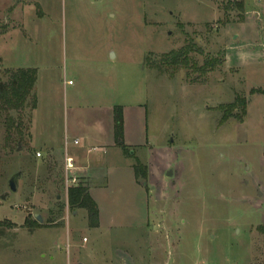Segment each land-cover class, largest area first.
Segmentation results:
<instances>
[{
  "label": "rangeland",
  "instance_id": "374dc122",
  "mask_svg": "<svg viewBox=\"0 0 264 264\" xmlns=\"http://www.w3.org/2000/svg\"><path fill=\"white\" fill-rule=\"evenodd\" d=\"M12 4L0 18V82L35 68L37 104L9 112L21 131L9 147L0 111V264H264V0H42L31 41L5 42ZM190 43L197 66L221 62L204 75L162 65ZM92 64L94 90L125 107V140L136 144L119 162L109 150L108 166L154 170L135 188L110 171L97 229L67 205L64 182L66 128L73 104L87 121ZM237 97L242 120L222 121Z\"/></svg>",
  "mask_w": 264,
  "mask_h": 264
},
{
  "label": "crops",
  "instance_id": "0c3cea01",
  "mask_svg": "<svg viewBox=\"0 0 264 264\" xmlns=\"http://www.w3.org/2000/svg\"><path fill=\"white\" fill-rule=\"evenodd\" d=\"M7 1L16 3L14 7H12L13 4L10 5L12 8L8 12V15L10 20H13L15 23H17V26L15 28L11 26L8 31L2 34V37H4L3 40L8 42L12 41L14 38H21L23 40L27 39L31 41L30 36H28V29L30 30L31 26L41 20L43 16V13L38 14L36 10L31 8H33L38 3H41L42 0ZM3 2H6V0H0V18H4L6 16V14L3 12ZM98 17V12H92V18L97 19ZM24 33L28 35L24 36ZM94 70H96V66L92 64V106L89 111L85 113L87 118H84V120L87 119V121L84 124L78 123L77 116L81 114V111L84 109L76 106L77 104H73L71 108V121L67 124L66 128V132L71 134L73 147L71 152L69 154L65 152V155L71 156L73 158L75 169L72 171V173L77 176L78 183L82 182L86 186L88 194L97 206L99 213L98 226L95 227L97 229L101 224L102 215L99 193L105 191L107 186H109L108 174L110 171L115 170L118 172L117 175L119 176V179L123 176L122 173H124L126 178L128 177V180L132 182L133 188L138 187V180L134 175L133 164L128 160H125V166H122L121 163L116 164L117 162H113L108 166L109 160L107 155L109 150H116V153L113 156L117 157L118 162L120 161L119 156L122 157V155H125L121 146L118 145L114 139V109L118 107L121 108L123 145L133 147L136 146V144H130L125 140V107L107 103L103 89H100L99 92L94 90V83L96 81V78L94 77L96 76V73ZM101 73L103 76L105 75V71ZM69 82L70 81H68V83ZM74 102L75 100H73V103ZM88 113L92 114V120L90 121H88L90 116ZM77 131L78 134H76ZM74 141H77V143L75 144ZM147 170L148 179H153L154 170L150 168V165L147 166ZM74 214H76V212Z\"/></svg>",
  "mask_w": 264,
  "mask_h": 264
},
{
  "label": "trees",
  "instance_id": "16d2710c",
  "mask_svg": "<svg viewBox=\"0 0 264 264\" xmlns=\"http://www.w3.org/2000/svg\"><path fill=\"white\" fill-rule=\"evenodd\" d=\"M238 10L243 12V3H236ZM195 45L190 43L186 44L178 49L171 50L161 56V63L163 66L171 68L172 72H176L180 69H192L199 72L201 75L206 74L208 71L213 70L214 65L221 61L216 58H209L204 61L201 66H197V63L192 61L189 57L190 52L193 51ZM7 80L0 82V111L5 113V146L9 147L12 141V133L17 131L19 138H21V131L19 130V123L9 115L12 110H19L24 108L29 103V108L33 111L36 107V94L34 91L37 70L35 68H18L15 70H8ZM224 110V117L222 121L229 118H235L242 120L245 115L246 102L244 98L237 97L231 104L221 107ZM238 109L240 115L233 114V111ZM114 139L118 145L121 146L124 154H129L128 150L123 145V124H122V112L121 108L114 109ZM20 140V139H19ZM133 171L136 179L143 178V182L147 179V166L141 164L138 160L133 164ZM144 185V184H143ZM67 205L71 208L85 209L88 215V223L90 227L97 226L98 211L94 201L88 194V190L85 186L78 183L74 187H70L66 192ZM29 224H34L28 222ZM36 224V223H35Z\"/></svg>",
  "mask_w": 264,
  "mask_h": 264
},
{
  "label": "built area",
  "instance_id": "2783aa9c",
  "mask_svg": "<svg viewBox=\"0 0 264 264\" xmlns=\"http://www.w3.org/2000/svg\"><path fill=\"white\" fill-rule=\"evenodd\" d=\"M74 143L76 144L77 141H74ZM36 156L39 157L40 153L36 152ZM74 169L75 167H74L73 158L71 156L65 155L64 157V182H65L66 192L68 188L74 187L78 184L77 176L72 173ZM83 240L85 241V238Z\"/></svg>",
  "mask_w": 264,
  "mask_h": 264
},
{
  "label": "water",
  "instance_id": "95a60500",
  "mask_svg": "<svg viewBox=\"0 0 264 264\" xmlns=\"http://www.w3.org/2000/svg\"><path fill=\"white\" fill-rule=\"evenodd\" d=\"M19 172L18 173H15L13 174L9 179H8V189L9 191L11 192H16L17 189H18V178H19ZM167 176H170L171 175V171H167L166 173ZM8 195V193H5L4 195H2L1 199H5L6 196ZM35 218L41 222V218L40 216L36 215Z\"/></svg>",
  "mask_w": 264,
  "mask_h": 264
}]
</instances>
